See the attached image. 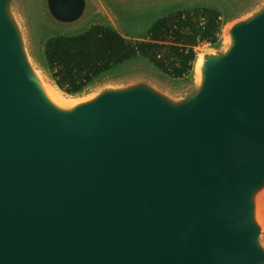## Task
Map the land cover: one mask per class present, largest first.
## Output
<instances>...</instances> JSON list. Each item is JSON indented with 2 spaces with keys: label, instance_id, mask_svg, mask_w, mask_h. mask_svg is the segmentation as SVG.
Segmentation results:
<instances>
[{
  "label": "water",
  "instance_id": "95a60500",
  "mask_svg": "<svg viewBox=\"0 0 264 264\" xmlns=\"http://www.w3.org/2000/svg\"><path fill=\"white\" fill-rule=\"evenodd\" d=\"M0 0V264H264V9L174 103L138 85L43 93ZM76 20L83 0H49Z\"/></svg>",
  "mask_w": 264,
  "mask_h": 264
},
{
  "label": "rangeland",
  "instance_id": "374dc122",
  "mask_svg": "<svg viewBox=\"0 0 264 264\" xmlns=\"http://www.w3.org/2000/svg\"><path fill=\"white\" fill-rule=\"evenodd\" d=\"M84 9L76 20H59L49 7V0H11L8 12L22 41L28 62L44 82L55 85L47 68L44 45L56 36H76L94 25H105L117 31L127 42L146 40L152 24L165 16L183 14L202 22V11H216L223 23L217 43L201 44L195 48L198 56L223 54L229 44L230 30L264 9V0H83ZM199 78L194 70L181 79L160 72L146 59L137 57L96 79L82 92L66 95L86 102L107 91L124 90L145 85L174 103L187 100L197 89ZM56 86V85H55ZM258 213L264 214V189ZM264 225V215L262 216ZM260 226V243L264 248V227Z\"/></svg>",
  "mask_w": 264,
  "mask_h": 264
},
{
  "label": "trees",
  "instance_id": "16d2710c",
  "mask_svg": "<svg viewBox=\"0 0 264 264\" xmlns=\"http://www.w3.org/2000/svg\"><path fill=\"white\" fill-rule=\"evenodd\" d=\"M202 22L190 15L175 14L156 20L146 40L127 42L117 31L94 25L76 36L47 39L44 57L52 80L66 95L82 92L96 79L115 68L141 57L173 79L188 76L193 70L201 44L217 43L222 21L212 9H204Z\"/></svg>",
  "mask_w": 264,
  "mask_h": 264
},
{
  "label": "bare ground",
  "instance_id": "6f19581e",
  "mask_svg": "<svg viewBox=\"0 0 264 264\" xmlns=\"http://www.w3.org/2000/svg\"><path fill=\"white\" fill-rule=\"evenodd\" d=\"M204 65V57L203 56H198V58L195 59L194 61V65H193V70L195 72V74L198 76V78L201 77V70L203 68ZM37 80L40 83L41 89L43 91V93L45 94V96L47 97V99L56 107L60 108V109H71L73 108L75 105L79 104L78 101L73 100L71 97H65L63 96L61 93V91L58 89L57 86L55 85H51L50 83L44 82L38 75H36ZM264 189V188H263ZM260 190L258 192H256V194L254 195V200H255V218H256V222L262 226V216L264 215H260L258 213L259 210V205H260V198H261V192L263 191ZM264 227V225H263Z\"/></svg>",
  "mask_w": 264,
  "mask_h": 264
}]
</instances>
